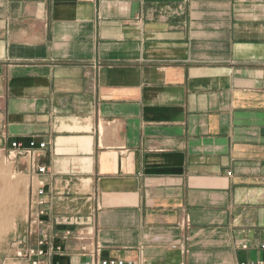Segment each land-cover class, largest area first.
I'll list each match as a JSON object with an SVG mask.
<instances>
[{
  "label": "crops",
  "instance_id": "1",
  "mask_svg": "<svg viewBox=\"0 0 264 264\" xmlns=\"http://www.w3.org/2000/svg\"><path fill=\"white\" fill-rule=\"evenodd\" d=\"M30 140L48 262L264 261V0H0V198Z\"/></svg>",
  "mask_w": 264,
  "mask_h": 264
},
{
  "label": "built area",
  "instance_id": "2",
  "mask_svg": "<svg viewBox=\"0 0 264 264\" xmlns=\"http://www.w3.org/2000/svg\"><path fill=\"white\" fill-rule=\"evenodd\" d=\"M12 148L20 158L29 162L28 214L24 222V231L16 230L11 235L7 249L0 258V264H52L47 261L49 256L47 250L48 226L46 224L48 202L46 183L43 180L48 171L40 163L43 153L47 149V143L30 140L27 145H23L21 142H15L12 144ZM229 175L232 174L229 173ZM62 235L65 239L74 238L84 243V255L86 256L84 264H137L125 259L102 257L100 255L101 249L93 242L94 236L91 232H75L68 229ZM261 250L264 251V245ZM249 264H264V261Z\"/></svg>",
  "mask_w": 264,
  "mask_h": 264
},
{
  "label": "rangeland",
  "instance_id": "3",
  "mask_svg": "<svg viewBox=\"0 0 264 264\" xmlns=\"http://www.w3.org/2000/svg\"><path fill=\"white\" fill-rule=\"evenodd\" d=\"M17 178L18 181H14V186L11 185V188H8L7 186L6 189H1L3 191L0 198L1 216H14L15 226L12 223L13 220L12 222L11 220L9 222H4L3 227L6 228V230L0 237V255L4 254L6 251L11 235L14 234L16 230L24 231V222L26 221L28 214L29 190H27V185L29 183V178L18 174ZM1 184L2 183L0 182V186ZM6 223H8L10 226L5 225ZM20 224L23 225L22 229L18 228Z\"/></svg>",
  "mask_w": 264,
  "mask_h": 264
},
{
  "label": "bare ground",
  "instance_id": "4",
  "mask_svg": "<svg viewBox=\"0 0 264 264\" xmlns=\"http://www.w3.org/2000/svg\"><path fill=\"white\" fill-rule=\"evenodd\" d=\"M5 162H6V161H5ZM11 177H12V176H11ZM9 182H10V181H9ZM11 222H12V221H11ZM2 225H3V224H2ZM2 225H1V226H2ZM11 226H12V225H11ZM14 226H15V225H14ZM14 226H13V227H14ZM8 228H9V227H8Z\"/></svg>",
  "mask_w": 264,
  "mask_h": 264
}]
</instances>
